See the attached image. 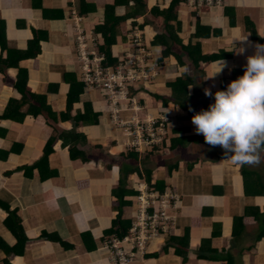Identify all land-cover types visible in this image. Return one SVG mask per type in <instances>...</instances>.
Instances as JSON below:
<instances>
[{"label": "crops", "instance_id": "0c3cea01", "mask_svg": "<svg viewBox=\"0 0 264 264\" xmlns=\"http://www.w3.org/2000/svg\"><path fill=\"white\" fill-rule=\"evenodd\" d=\"M140 1L145 7L117 26L110 48L113 57L127 51L126 36L136 29L154 61L163 50L162 46H149L155 35L164 40L175 35L182 46L189 41L197 43L202 57L215 55L218 59L200 62L195 70L186 55L172 48L181 65L173 57L164 59L156 64V77L137 86L133 96L136 102L141 101L137 103L141 111L136 117L163 115L168 137L162 148L136 154L126 149L127 139L110 122L109 108L96 91L81 85L77 101L65 114L69 87L74 81L80 83L75 28L98 45L99 35L92 29L101 23L104 6L112 5L113 0H0L6 39L0 57L5 59L7 50H25L37 34L40 54L21 60L18 66L27 71L26 90L43 94L55 114L53 122L43 116H27L20 124L0 119V264H112L103 245L116 228L112 223L118 204L112 192H116L121 171L125 174L134 169L137 172L124 177L118 192L124 226L135 212L138 187L159 193L154 186L161 184V193L170 189L179 202L169 231L150 240L141 254L125 264H264V237L258 239V220L264 215V154L258 164H233L230 158L225 159L220 146H211L196 134L191 122L195 113L214 102V97L204 95L205 88L213 93L225 90L229 82L243 75L246 58L254 54L257 45L251 32L264 41V0H225L221 9L197 13L179 4L174 9L179 28L177 31L175 21H169L170 34L162 19L150 12L154 7L167 8L168 2L152 0L147 5ZM127 3L116 6L114 15L122 16L135 7L133 2ZM83 5L92 6L93 11L83 14ZM196 24L209 31L191 39ZM217 61L225 66L210 77ZM0 69L2 115L8 101L19 100L21 95L14 89L17 70L2 64ZM64 73L72 76L65 81ZM182 75L193 80L185 94L196 106L192 113L174 106L172 91L166 87ZM25 108L23 105L20 110ZM132 115L123 112L120 118ZM49 138L55 140L43 180L36 171L25 178L22 171L15 170L37 162ZM68 147L81 157L70 161ZM9 150L7 156L1 155ZM143 154H148L146 159ZM171 166L176 169L165 173L164 168ZM8 212L17 217V230L11 219L6 220Z\"/></svg>", "mask_w": 264, "mask_h": 264}, {"label": "built area", "instance_id": "2783aa9c", "mask_svg": "<svg viewBox=\"0 0 264 264\" xmlns=\"http://www.w3.org/2000/svg\"><path fill=\"white\" fill-rule=\"evenodd\" d=\"M169 1V0H157ZM191 13L201 10L221 9L225 0H178ZM129 48L122 56H116L113 67L103 65L104 57L97 50L93 39L87 38L82 30L75 28V56L79 62L80 83L85 89L104 93V102L109 111V120L127 139L128 151L140 154L159 148L165 141L167 119L158 115L138 119L141 111L133 100L138 85L148 84L156 76V63L151 59L142 34L138 30L127 34ZM135 90V91H134ZM138 90V89H137ZM122 104V106H121ZM130 112V118L122 120L121 113ZM134 197L135 212L126 233L111 235L104 242L107 259L112 264H125L141 254L147 243L174 224L179 199L172 190L154 192L145 186L138 187ZM173 212V213H171Z\"/></svg>", "mask_w": 264, "mask_h": 264}, {"label": "trees", "instance_id": "16d2710c", "mask_svg": "<svg viewBox=\"0 0 264 264\" xmlns=\"http://www.w3.org/2000/svg\"><path fill=\"white\" fill-rule=\"evenodd\" d=\"M123 1L125 5L128 4L127 2L131 1L134 3L135 7H133V9L131 8L129 12H126L122 16H115L113 12L114 8ZM160 2H165V1H160ZM179 4L180 3L178 0H169L167 8L158 10L157 7H154V8H151L150 10L153 16L159 17L162 19L164 30L165 32H168L169 34L172 31L168 27V24H167L169 21H175V24H176L175 27H176V30L178 31L179 24L176 23L174 9ZM160 5H157V6H160ZM143 7H145L144 3H142L140 0H113L112 5L104 6L101 23H99L98 25H95L92 29L93 33L99 35V38H100V43L98 45L96 44V46H97L98 52L102 53L104 57L103 65H106L107 67L108 66L113 67L117 63V58L116 56L113 57L111 55L110 48L115 43V36L117 33L118 24L120 22H123L126 19L134 18V16L137 15L139 10H142ZM82 10H83V14H87L93 11V7L90 5H83ZM229 19H230V26L233 27L234 19L233 17ZM131 25L135 26V23H132ZM139 27L141 28V25H139ZM4 28H5L4 22L0 20V48L1 50H4V48L6 47ZM208 31H209L208 29L201 28L198 26V24H196L195 33L193 37H191V39H198L200 38L199 36H201V34L203 35L204 32L208 33ZM167 37L168 38L164 40L163 37L155 35V37L149 43V46L151 47L162 46L163 48L159 57L155 60V63L157 65H159L164 59H167L169 57H173L176 60L177 65L179 66L181 65L180 58L174 56L173 53L171 52L172 48H177L180 51V53L186 55L188 60L191 62L192 66H194L195 70H198V64L200 62L211 63L218 59V56H215V55L202 57L200 55L199 45H197V43L191 44V41H189L187 45L182 46L181 42L179 41V39L176 38L175 35H169ZM251 40L255 44H264V41H261L260 39H258L254 31L251 32ZM7 52L8 54L6 55L5 59H2L0 57V64H2V66L5 67L6 69L13 68L17 70L16 81L14 82V89L18 93H20L21 98L19 100L10 99L5 107L4 112L2 113V115H0V119H8V120L14 121L16 124H20L23 121V119L27 116L31 118H36L37 116H43L46 120L53 122L55 114H53L51 110L49 109V107L46 105L45 96L43 94H33L26 90L27 71L26 69L20 68L18 66V63L21 60L35 58L37 55L40 54L39 37L36 34L33 37V39L28 42L27 48L23 51L7 50ZM1 71L2 70L0 69V72ZM200 74L201 76L203 75V73H200ZM68 76H72V75L68 73H64L65 81H67L66 77ZM192 84H193V80L191 77H188L187 75H182L181 78L176 79L172 84H168L166 86L172 91L173 105L176 106L178 109L184 112H188V113H192L196 107L195 104L193 103L192 97H188V96L185 97V94H187L186 88L189 86H192ZM80 92H81V84L79 82L75 83L74 81V83L70 85L68 93L66 94L65 114H67L70 111L72 104H74L77 101V97L79 96ZM137 103L139 104L141 103V101H138ZM23 105H26V108L23 111H21L20 108ZM189 107H191L193 111H189ZM167 126H168V123L166 122L165 124V130H166L165 138L166 139L160 145L161 148L164 146L167 140V137H168ZM73 138L78 139L79 137L74 136ZM69 139H71V137ZM54 140L55 138H49L47 140V142L45 143L43 147L41 157L38 159L37 162H35L29 167H21L15 170L22 171L23 176L25 178H29L30 174L33 171H36L38 177L43 180V177H42L43 173L44 171H47V157L51 154V146ZM159 148H154L153 150L155 151V150H158ZM10 151L11 150H9L8 152H1V155L7 156L8 153H10ZM67 153H68L70 161H74L79 156L81 157L80 153L74 150V148L68 147ZM147 156L148 154L141 155L142 159H146ZM81 161L85 162L83 158H81ZM174 168L176 169V166L166 167L167 173H170L172 170H174ZM136 172L137 171L135 169L130 170L129 172L125 174L121 171L119 175V179H118L117 189H116L117 194L116 192L114 193L112 192L113 197L117 201L118 207H117V213L112 223L113 227H116V228L110 233H112V235H115L117 237L123 236L126 233L129 227V224H130L129 223L127 226H124V222L120 220V208L121 206H123V202L121 201V196H118V192L122 190L124 177L127 174H133ZM247 176L249 177V174L246 175V178ZM150 189L153 190V188H150ZM154 189L158 190V192L161 193L162 191L161 184L155 185ZM7 219L9 220L11 219L12 225L17 230L19 226L16 224L17 217L15 216L14 212H8L6 220ZM258 221L260 222V227H259L260 234L258 236V239H260L264 237V215L261 216Z\"/></svg>", "mask_w": 264, "mask_h": 264}, {"label": "clouds", "instance_id": "9594fccd", "mask_svg": "<svg viewBox=\"0 0 264 264\" xmlns=\"http://www.w3.org/2000/svg\"><path fill=\"white\" fill-rule=\"evenodd\" d=\"M246 59L243 75L225 90L204 89V95L214 97V102L191 117L196 134L207 144L220 146L225 159L239 165L258 164L264 154V44L255 45L254 54ZM224 66L225 62L217 61L210 77Z\"/></svg>", "mask_w": 264, "mask_h": 264}, {"label": "rangeland", "instance_id": "374dc122", "mask_svg": "<svg viewBox=\"0 0 264 264\" xmlns=\"http://www.w3.org/2000/svg\"><path fill=\"white\" fill-rule=\"evenodd\" d=\"M145 1V3H147V5H150L151 4V2H152V0H144ZM168 2V1H167ZM188 11V10H187ZM180 14H181V16H183L184 17V15L186 16V12L184 13H182V12H179ZM171 28H173V26H171ZM146 44V43H145ZM75 65H76V69H77V75H79V77H80V72H79V62L76 60L75 61ZM180 78V77H179ZM178 78V79H179ZM137 89H138V87H136V91H137ZM135 91V90H134ZM96 93H97V95L99 94V96H101V97H104V93L103 92H101V91H98V90H96ZM133 100L135 101V104H137V100H135V98L133 97ZM102 103H103V101H102ZM105 103V102H104ZM105 105L107 106V104L105 103ZM121 106H122V104H121ZM107 109H108V106H107ZM141 109V108H140ZM109 111H110V109H108ZM159 114H156V116H158ZM155 116V117H156ZM163 116V115H162ZM161 148V147H160ZM165 170H167L166 168H164ZM165 173H167V171H165ZM170 190V189H169Z\"/></svg>", "mask_w": 264, "mask_h": 264}]
</instances>
